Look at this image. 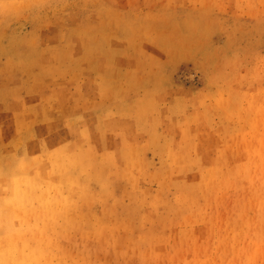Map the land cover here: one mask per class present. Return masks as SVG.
Segmentation results:
<instances>
[{"label":"rangeland","instance_id":"1","mask_svg":"<svg viewBox=\"0 0 264 264\" xmlns=\"http://www.w3.org/2000/svg\"><path fill=\"white\" fill-rule=\"evenodd\" d=\"M0 264H264V0H0Z\"/></svg>","mask_w":264,"mask_h":264},{"label":"crops","instance_id":"2","mask_svg":"<svg viewBox=\"0 0 264 264\" xmlns=\"http://www.w3.org/2000/svg\"><path fill=\"white\" fill-rule=\"evenodd\" d=\"M71 62H73V61L71 60ZM71 62H69V63H71ZM78 69L79 68L77 67V64H74V68L71 72L72 77H70V80H64L62 82V84L64 86L63 89H61L58 92L57 90L55 91L54 90L55 88L53 87L54 89L51 92L49 91L48 94H46V96L43 98L45 101V104H44L45 109L49 110L52 107H54L56 111H60L62 109L69 108V107H75L76 109H78L77 104L75 103L74 97L76 96L78 90L82 89V87L77 85V82H84L81 74L78 72ZM64 79H65V77H64ZM52 81L53 80H48V83L51 84ZM74 85H76L77 87H75ZM49 89H51V88H49ZM62 100L67 101V103L62 105V103H61ZM97 101H99L97 98L93 99V103L97 102ZM72 102L74 104H72ZM78 110H80V109H78ZM46 113H47V116L44 118V121H45V123H48V122L52 121V118L49 117V112H46ZM55 116H56V119H59V120H57L58 122L64 121V120H62V118H65V117L64 116L62 117L61 114H58L55 112ZM77 123H80V121L78 120Z\"/></svg>","mask_w":264,"mask_h":264}]
</instances>
